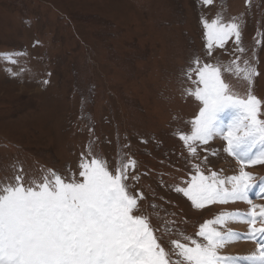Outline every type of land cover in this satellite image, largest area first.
Instances as JSON below:
<instances>
[{
  "label": "rangeland",
  "instance_id": "374dc122",
  "mask_svg": "<svg viewBox=\"0 0 264 264\" xmlns=\"http://www.w3.org/2000/svg\"><path fill=\"white\" fill-rule=\"evenodd\" d=\"M204 20L237 23L239 44L234 36L222 47L213 41L209 55ZM194 58L221 67L235 96L254 95L264 119V0H0V181L21 166L26 179L47 170L82 180L81 161L98 158L109 170L134 161L125 183L135 214L176 261L174 242H203L200 227L233 211L196 209L175 189L197 169L225 179L240 169L222 138L197 142L196 154L179 139L191 135L202 107L189 94ZM245 61L258 72L251 84L236 73ZM234 116L229 109L219 121L226 127ZM245 170L255 185L264 181V164Z\"/></svg>",
  "mask_w": 264,
  "mask_h": 264
},
{
  "label": "snow or ice",
  "instance_id": "6c2138e0",
  "mask_svg": "<svg viewBox=\"0 0 264 264\" xmlns=\"http://www.w3.org/2000/svg\"><path fill=\"white\" fill-rule=\"evenodd\" d=\"M203 2L209 4L211 0ZM202 23L209 55L213 41L222 47L234 36L239 44L241 31L237 23ZM238 50L243 52V48ZM194 64L187 69V76L191 80L195 73L197 86L189 94L202 107L192 121L191 135L181 134L179 139L191 154H196L197 142L206 145L222 138L227 143L224 151L239 162L240 169L238 175L226 179L216 172L205 176L197 169L191 183L175 191L183 193L196 209L236 202L246 203L250 209L220 213L205 222L198 232L203 242L191 239L193 246L174 242L179 259L172 261L157 242L148 218L135 214L139 211L138 200L125 183L134 161L131 165L117 164L113 170L98 158L90 164L81 161L78 175L82 180H65L47 170L39 179H26L21 166L11 179L0 181V264H230L231 258L220 255V250L239 236L225 228L228 223L248 225V240L264 237V205L254 204L249 198L256 177L245 170L264 164L260 101L251 94L246 98L235 96L222 78L221 67L207 63L199 66L198 58H194ZM245 65L243 69L237 67L236 73L243 72L244 80L251 84L258 72L247 61ZM229 109L235 116L221 127L219 117ZM254 148L259 150L253 155ZM249 259L264 264V244L258 245Z\"/></svg>",
  "mask_w": 264,
  "mask_h": 264
},
{
  "label": "bare ground",
  "instance_id": "6f19581e",
  "mask_svg": "<svg viewBox=\"0 0 264 264\" xmlns=\"http://www.w3.org/2000/svg\"><path fill=\"white\" fill-rule=\"evenodd\" d=\"M220 126H225V121H219ZM264 181L261 184L255 185L249 192V198L254 204L263 205L264 201ZM229 209L234 211L247 212L250 209V205L242 202L228 203L226 204ZM259 226V225H257ZM227 229L235 231L239 239L229 245H226L223 250L227 251L230 255V264H255L250 260L254 253L258 250V245L264 244V237H258L255 241L247 239L248 225L239 222H230L227 224Z\"/></svg>",
  "mask_w": 264,
  "mask_h": 264
}]
</instances>
